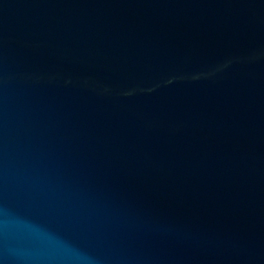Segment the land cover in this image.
I'll return each mask as SVG.
<instances>
[{"label": "water", "instance_id": "water-1", "mask_svg": "<svg viewBox=\"0 0 264 264\" xmlns=\"http://www.w3.org/2000/svg\"><path fill=\"white\" fill-rule=\"evenodd\" d=\"M0 264H264V0H0Z\"/></svg>", "mask_w": 264, "mask_h": 264}]
</instances>
